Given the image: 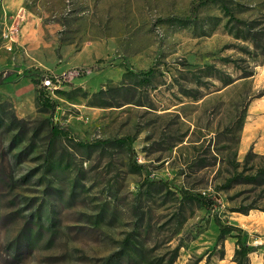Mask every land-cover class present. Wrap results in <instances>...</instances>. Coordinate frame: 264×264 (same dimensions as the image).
<instances>
[{
	"label": "rangeland",
	"instance_id": "rangeland-1",
	"mask_svg": "<svg viewBox=\"0 0 264 264\" xmlns=\"http://www.w3.org/2000/svg\"><path fill=\"white\" fill-rule=\"evenodd\" d=\"M263 155L264 0L0 3V264H264Z\"/></svg>",
	"mask_w": 264,
	"mask_h": 264
},
{
	"label": "trees",
	"instance_id": "trees-1",
	"mask_svg": "<svg viewBox=\"0 0 264 264\" xmlns=\"http://www.w3.org/2000/svg\"><path fill=\"white\" fill-rule=\"evenodd\" d=\"M126 74L127 73H125V75ZM102 92L104 91H100L99 94ZM102 105L103 106L107 105V103L106 104L104 103ZM53 132L58 135L60 133L64 135L67 134L66 131L58 130V127L56 126L53 127ZM124 141H125L124 138H117V139H112V140H106L104 141V143H122ZM130 150L132 151L131 147H130ZM250 155H251V151H249L246 154V159H248V156ZM239 183L252 185L255 188L261 189V191L264 192V155H263L261 164L255 167L252 172L245 173L244 171H239L233 177L231 176V177L226 178L223 186L231 187L234 184H239ZM180 194L183 198L187 200L188 199L195 200L196 202H199L201 205L205 207H210L212 204L211 200H209L206 196H203L201 194L191 193L185 190H180ZM251 208H256V207L255 206L245 207L244 209H242V212H247ZM215 225L219 231V235L221 236L225 234H229V233L235 234L236 249L234 251V263L235 264H249V254L257 250L260 246L249 245L245 240V234L241 227L228 224V223H223L218 217L215 218Z\"/></svg>",
	"mask_w": 264,
	"mask_h": 264
},
{
	"label": "built area",
	"instance_id": "built-area-1",
	"mask_svg": "<svg viewBox=\"0 0 264 264\" xmlns=\"http://www.w3.org/2000/svg\"><path fill=\"white\" fill-rule=\"evenodd\" d=\"M2 2V0H0V3Z\"/></svg>",
	"mask_w": 264,
	"mask_h": 264
}]
</instances>
